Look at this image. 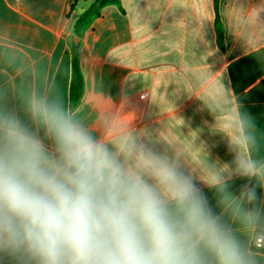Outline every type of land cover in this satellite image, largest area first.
Returning a JSON list of instances; mask_svg holds the SVG:
<instances>
[{"label": "clouds", "instance_id": "1", "mask_svg": "<svg viewBox=\"0 0 264 264\" xmlns=\"http://www.w3.org/2000/svg\"><path fill=\"white\" fill-rule=\"evenodd\" d=\"M84 111L43 73L0 83V264H264V156L246 112L216 121L232 159L206 151L201 167L121 111L95 126Z\"/></svg>", "mask_w": 264, "mask_h": 264}, {"label": "crops", "instance_id": "2", "mask_svg": "<svg viewBox=\"0 0 264 264\" xmlns=\"http://www.w3.org/2000/svg\"><path fill=\"white\" fill-rule=\"evenodd\" d=\"M98 1L0 0V83L43 73L94 126L121 111L201 167L206 151L210 161L232 159L214 130L222 113L239 108L264 156V0H109L92 10ZM90 9L78 37L83 93L73 105L74 25ZM245 182L236 178L232 190Z\"/></svg>", "mask_w": 264, "mask_h": 264}, {"label": "trees", "instance_id": "3", "mask_svg": "<svg viewBox=\"0 0 264 264\" xmlns=\"http://www.w3.org/2000/svg\"><path fill=\"white\" fill-rule=\"evenodd\" d=\"M108 2L109 0H99L96 3V5L92 7V10L97 7H101ZM90 11L91 9L76 21L74 25V31L76 37L80 36L79 30L81 26H83L88 21ZM71 51H72V71H71L70 99H71V103L75 105L79 101L83 93V78L78 63V44L74 45L72 43Z\"/></svg>", "mask_w": 264, "mask_h": 264}, {"label": "water", "instance_id": "4", "mask_svg": "<svg viewBox=\"0 0 264 264\" xmlns=\"http://www.w3.org/2000/svg\"><path fill=\"white\" fill-rule=\"evenodd\" d=\"M78 41H79L78 37H73V39H72V43H73L74 45H77V44H78Z\"/></svg>", "mask_w": 264, "mask_h": 264}, {"label": "built area", "instance_id": "5", "mask_svg": "<svg viewBox=\"0 0 264 264\" xmlns=\"http://www.w3.org/2000/svg\"><path fill=\"white\" fill-rule=\"evenodd\" d=\"M260 243H261V244H264V240H262Z\"/></svg>", "mask_w": 264, "mask_h": 264}]
</instances>
